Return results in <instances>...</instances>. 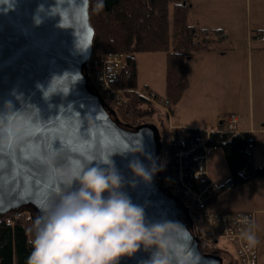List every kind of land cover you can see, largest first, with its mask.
<instances>
[{
	"label": "water",
	"instance_id": "1",
	"mask_svg": "<svg viewBox=\"0 0 264 264\" xmlns=\"http://www.w3.org/2000/svg\"><path fill=\"white\" fill-rule=\"evenodd\" d=\"M92 38L88 0H0V220L28 211L34 223L66 190L63 177L110 159L124 177L121 191L145 207L149 223L186 230L172 239L170 264L193 254L199 264H222L202 254L188 211L162 187L158 171L149 184L126 183L131 159L158 168L161 137L152 123L120 125L89 84ZM15 127L20 135L8 131ZM154 251L141 248L118 264H145Z\"/></svg>",
	"mask_w": 264,
	"mask_h": 264
},
{
	"label": "trees",
	"instance_id": "2",
	"mask_svg": "<svg viewBox=\"0 0 264 264\" xmlns=\"http://www.w3.org/2000/svg\"><path fill=\"white\" fill-rule=\"evenodd\" d=\"M98 0H88V17L93 29L91 56L88 65L89 84L94 85L90 64L93 58L109 52H121L126 57L125 66L115 80V86L123 90L122 102L112 105L106 96L103 100L116 113L120 125L133 128L146 124L152 118L161 137L159 180L164 188L171 190L173 182L172 156L183 141L201 136L202 129L181 128L172 132L173 140L167 138V116L149 101L142 98L136 88L134 54L163 52L165 54L164 97L170 106L179 102L188 88L189 61L194 53L213 50L225 42L223 30L200 29L187 23L188 0H103V11H95ZM171 108V107H170ZM254 144L251 134L241 132L225 135L216 140L229 167V179L220 185L217 194L224 189L247 183L255 176L264 175V168L254 173L243 174L251 163L248 144ZM209 204V205H210ZM192 228L196 218L189 214ZM6 220H10L9 223ZM28 213L18 212L5 215L0 220V264H27L31 252ZM202 254L217 255L210 248Z\"/></svg>",
	"mask_w": 264,
	"mask_h": 264
},
{
	"label": "clouds",
	"instance_id": "3",
	"mask_svg": "<svg viewBox=\"0 0 264 264\" xmlns=\"http://www.w3.org/2000/svg\"><path fill=\"white\" fill-rule=\"evenodd\" d=\"M103 7V0H98L95 11H103ZM8 131L20 135L22 129ZM127 167L131 177L126 183L133 189L138 181L151 183L159 170L155 161L146 167L136 158L129 160ZM61 183L66 190L43 207L32 225L27 264H118L121 257H130L141 248L155 249L145 264H170L172 239L186 230L177 222L149 223L145 207L121 191L124 177L110 159L82 166L75 175L63 177ZM244 223L240 239L251 251L259 239L254 224L248 220ZM178 264H199L198 254Z\"/></svg>",
	"mask_w": 264,
	"mask_h": 264
},
{
	"label": "rangeland",
	"instance_id": "4",
	"mask_svg": "<svg viewBox=\"0 0 264 264\" xmlns=\"http://www.w3.org/2000/svg\"><path fill=\"white\" fill-rule=\"evenodd\" d=\"M231 1L235 8V16L231 20L233 23L230 21H221V23L226 25L225 28L229 32L227 42L234 52L235 69L239 75V82L232 87V92L228 88L227 76L230 72V64L227 61L219 64L218 74H220L222 98L231 95L234 98L232 108L227 114L234 113L238 116L237 130L248 131L250 119L253 122L255 133L251 134L254 140L250 150L251 163L243 170V174H249L264 168V133L256 132L264 129L262 126L264 124V41L258 39L260 32L264 31V0ZM191 4L194 11L197 7L201 9L202 24L199 28L204 29V0H194L190 2ZM222 46L225 45L219 47ZM134 59L137 92L143 93L149 90L162 99L165 89V54L160 51L136 53ZM189 66L188 88L173 108L175 116L177 115L180 121L183 119L190 125L204 127V52L194 53ZM152 118L154 117L147 118L146 123H152ZM220 121H213L211 126L205 124V129H218L222 125L219 124ZM170 123L175 126L176 120H171ZM168 125L167 121V127ZM206 169L209 177L220 185H224L229 179V167L221 148H214L208 156ZM224 206L233 207L226 209ZM212 210L213 212L255 211L256 234L259 239L256 247L257 264H264V175L255 176L247 183L224 189ZM31 228L32 225L28 223L30 239L33 238ZM216 248L223 252L219 255L223 264H240L231 245L219 243Z\"/></svg>",
	"mask_w": 264,
	"mask_h": 264
},
{
	"label": "built area",
	"instance_id": "5",
	"mask_svg": "<svg viewBox=\"0 0 264 264\" xmlns=\"http://www.w3.org/2000/svg\"><path fill=\"white\" fill-rule=\"evenodd\" d=\"M264 41L260 35L258 38ZM126 57L121 52H109L95 57L90 64L94 87L102 97H108L112 105L119 106L122 102L123 90L115 86L119 72L125 66ZM138 94L157 107L167 116L169 141L173 140L172 132L184 127L173 126L171 121L170 104L165 98H159L155 93L146 90ZM238 116L228 114L222 125L215 130L202 129L201 136L182 142L172 156L173 182L169 190L180 200L189 214L196 218L192 234L197 241L200 251L207 247L212 252L221 255L223 252L216 248L219 243L231 245L240 264H257L258 254L254 250H246L240 239V232L246 226L244 221L252 222L256 230L254 212H213L209 210V202L220 188V184L211 179L207 173L208 156L216 148L215 141L222 140L225 135L240 134L237 130ZM264 132V131H260ZM250 143L246 151H250ZM7 223L10 220H6Z\"/></svg>",
	"mask_w": 264,
	"mask_h": 264
},
{
	"label": "crops",
	"instance_id": "6",
	"mask_svg": "<svg viewBox=\"0 0 264 264\" xmlns=\"http://www.w3.org/2000/svg\"><path fill=\"white\" fill-rule=\"evenodd\" d=\"M194 0H188L189 10L187 15V23L195 28H199L202 24L201 21V9L197 7L196 11H194L193 3L190 5V2ZM235 16V8L234 3L231 0H204V29H221L226 34L225 42L214 47L213 50H206L204 52V127H198L197 125H190L186 123L187 121L183 120L175 116L173 106H170L171 110V120H176L174 123L175 126L178 127H187V128H206L205 124H213V121L221 120L219 124L221 125L224 119V116H227L229 110H231L234 98L231 96H223L220 91V74L218 67L222 61H227L230 65V72L228 73V81H229V90L232 92V87L235 86L239 82V75L237 74L235 67V55L233 50L229 48V32L226 30L225 26L221 23L223 22H231ZM201 29V28H200ZM203 29V28H202ZM261 36H263L264 31L260 32ZM227 42V44H225ZM225 45L224 47H219L221 45ZM247 45H249L247 43ZM199 53V52H198ZM192 58V57H191ZM232 70V71H231ZM223 91V90H222ZM185 93V92H184ZM183 97V95H182ZM181 97V98H182ZM180 101V100H179ZM239 119V118H238ZM239 123V121H238ZM252 120L250 119L248 131L238 130L239 132H247L250 134L255 133L252 125ZM264 126V124L262 125ZM264 131V129H259L256 132ZM221 193L217 194V196L213 199L212 203L209 205V210H212L213 205L216 204L217 199ZM233 206H224L226 209H230ZM224 212V211H223ZM230 212V211H228ZM238 212V211H231ZM243 212V211H239ZM255 212V211H254ZM255 214V213H254ZM229 257V256H228Z\"/></svg>",
	"mask_w": 264,
	"mask_h": 264
},
{
	"label": "flooded vegetation",
	"instance_id": "7",
	"mask_svg": "<svg viewBox=\"0 0 264 264\" xmlns=\"http://www.w3.org/2000/svg\"><path fill=\"white\" fill-rule=\"evenodd\" d=\"M163 187V186H162ZM22 212H25V213H28L30 215V213L28 211H22ZM33 224V223H32ZM214 256H218V255H214ZM220 257V256H218ZM221 258V257H220ZM222 259V258H221ZM223 264V263H222Z\"/></svg>",
	"mask_w": 264,
	"mask_h": 264
}]
</instances>
